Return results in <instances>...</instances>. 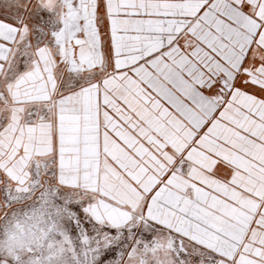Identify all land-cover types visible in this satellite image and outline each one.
<instances>
[{
	"label": "snow or ice",
	"instance_id": "snow-or-ice-1",
	"mask_svg": "<svg viewBox=\"0 0 264 264\" xmlns=\"http://www.w3.org/2000/svg\"><path fill=\"white\" fill-rule=\"evenodd\" d=\"M0 264H264V0H0Z\"/></svg>",
	"mask_w": 264,
	"mask_h": 264
}]
</instances>
